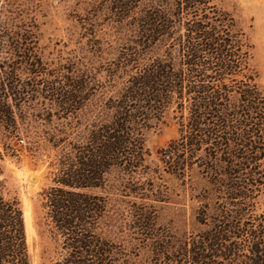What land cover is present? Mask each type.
<instances>
[{"label": "trees", "instance_id": "obj_1", "mask_svg": "<svg viewBox=\"0 0 264 264\" xmlns=\"http://www.w3.org/2000/svg\"><path fill=\"white\" fill-rule=\"evenodd\" d=\"M3 2L0 159L52 155L40 197L55 264H130L98 232L109 196L128 207L149 264H264V87L223 0H93L80 22L84 55L58 61L43 60L34 11ZM169 113L178 137L150 168L146 136ZM162 173L195 204L200 229L180 239L156 224V205L170 203ZM2 176L0 167V264H29L23 213Z\"/></svg>", "mask_w": 264, "mask_h": 264}, {"label": "rangeland", "instance_id": "obj_2", "mask_svg": "<svg viewBox=\"0 0 264 264\" xmlns=\"http://www.w3.org/2000/svg\"><path fill=\"white\" fill-rule=\"evenodd\" d=\"M0 1V6L4 5L5 2ZM11 1L15 8L34 11L41 35L40 44L45 49L44 61L78 59L84 55L77 49L85 47L87 43L80 22L89 11L93 0ZM222 7L234 17L244 31L252 47L250 65L257 73L256 82L264 87V0H223ZM97 25L98 31H102V21ZM107 62L108 59L105 60V63ZM103 65L100 64L101 67ZM34 131L35 129L29 128L30 136L35 135ZM177 137V121L174 115L169 113L146 136L145 148L149 154L147 165L150 168L160 165L156 152ZM51 160L52 155L50 158L43 156L40 159L23 157L19 162L7 157L0 159L5 196L16 199L23 213L29 264H55L59 258L60 249L49 232L50 227L41 209L40 197L42 191L51 185ZM159 184V191L164 193L166 201L170 203L156 205L158 229L175 239L198 231L200 228L195 225L193 218L195 204L189 201L188 193L184 195L181 192L180 182L162 173ZM111 197L113 196H109V199L113 208L100 223L99 234L106 240L122 245L131 255L130 264H149L144 236L132 233L129 226L131 215L128 207L118 205ZM259 201L260 207L264 209V192Z\"/></svg>", "mask_w": 264, "mask_h": 264}]
</instances>
